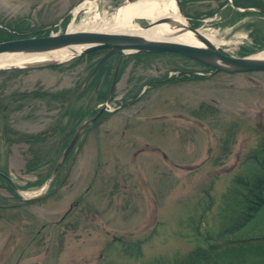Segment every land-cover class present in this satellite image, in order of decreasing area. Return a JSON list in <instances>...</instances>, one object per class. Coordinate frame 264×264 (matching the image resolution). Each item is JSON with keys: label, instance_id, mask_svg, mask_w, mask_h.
<instances>
[{"label": "rangeland", "instance_id": "374dc122", "mask_svg": "<svg viewBox=\"0 0 264 264\" xmlns=\"http://www.w3.org/2000/svg\"><path fill=\"white\" fill-rule=\"evenodd\" d=\"M82 1L0 0V30L50 33ZM125 1L100 0V7L113 12ZM254 2L182 0V8L190 26L217 33L221 51L247 57L264 50V16ZM105 52L0 74L8 105L0 110V172L22 194L0 178V264L184 259L195 248L194 227L215 230L240 164L264 140V72L214 73L171 53L128 55L108 110L82 133L44 195L25 201L44 192L76 131L106 104L120 55L85 86ZM178 70L208 74L190 79ZM25 92L44 96L19 97ZM16 95L12 103L4 97Z\"/></svg>", "mask_w": 264, "mask_h": 264}, {"label": "trees", "instance_id": "16d2710c", "mask_svg": "<svg viewBox=\"0 0 264 264\" xmlns=\"http://www.w3.org/2000/svg\"><path fill=\"white\" fill-rule=\"evenodd\" d=\"M253 6L264 11L263 0H255ZM261 14L264 16L263 13ZM48 33V31H41L33 35L18 34L19 36H16L0 30V41L41 37ZM98 53L94 52L89 56L95 57ZM102 71L103 69L96 79L100 77ZM5 72L7 71H0V74ZM191 77L197 78L195 75ZM101 95L103 97L106 93L103 92ZM42 96L44 95L37 92L19 93V97L26 100H29L28 97L41 99ZM4 97L11 103L19 99L18 95ZM53 98L62 99L59 95H53ZM7 108L8 105L0 100V110L5 113ZM31 137L38 138V135ZM240 166V172L222 198L216 218L218 225L215 230L212 231L207 227V233H200L199 228L194 227L195 235L191 234L190 237L195 238V248L184 259L172 264H264V140L247 155ZM202 221L204 225H208L206 217ZM191 225L193 226V222ZM133 251L137 252V249L129 248L126 252L131 255ZM155 264L167 263L160 259Z\"/></svg>", "mask_w": 264, "mask_h": 264}, {"label": "water", "instance_id": "95a60500", "mask_svg": "<svg viewBox=\"0 0 264 264\" xmlns=\"http://www.w3.org/2000/svg\"><path fill=\"white\" fill-rule=\"evenodd\" d=\"M129 2H134L136 0H128ZM177 5L180 12L183 13L182 0H177ZM239 11H243L238 9ZM74 16L73 11L69 12L62 20L57 22L52 26V30L48 36L42 37H28L14 39L10 41L0 42V55L2 54H16V53H26V54H36L49 51H55L58 49L69 48L74 49L75 47H83V50L72 59L86 56L97 51H107L102 58L98 61L91 74L89 75L86 85L94 79L103 66L115 55L120 54V59L115 71L114 80L111 86V90L107 101H110L113 92L115 90L120 68L124 58L128 55L139 54V53H150V54H160V53H177L182 56L191 58L198 61L212 69L214 73L225 72L230 74H240V73H258L264 72V59H255L253 55L247 57H234L224 54L219 48L211 44L204 36L199 35V39L204 43V47L190 46L176 42H166V41H146L144 38L139 36H132L127 34H109L101 32H70L69 29L64 33H55V27L60 24L65 23L68 19ZM147 22V23H144ZM162 23H168L174 25V23L168 18H161L158 20H140L138 24L145 29L153 28L154 26L160 25ZM175 26V25H174ZM190 29L198 33V29L190 26ZM57 63H42L37 66L52 65ZM33 66V65H31ZM31 66H26L22 68H28ZM7 69V68H6ZM11 69V68H8ZM0 70H5L4 68ZM106 110L103 108L97 116L93 119L86 121L82 126L79 127L75 136L73 137L71 143L66 148L63 153L60 162L58 163L49 184L46 186L45 191L50 187L54 177L58 173L60 167L65 162L71 151L76 146L78 140L80 139L84 130L94 123L97 118ZM0 177L6 179L13 188L22 196L18 187L6 174L0 172ZM42 195L26 199L25 201H35L40 199Z\"/></svg>", "mask_w": 264, "mask_h": 264}, {"label": "bare ground", "instance_id": "6f19581e", "mask_svg": "<svg viewBox=\"0 0 264 264\" xmlns=\"http://www.w3.org/2000/svg\"><path fill=\"white\" fill-rule=\"evenodd\" d=\"M83 12L92 14L91 17L80 23L73 21L69 26L70 32H101L109 34H127L139 36L146 41L176 42L190 46L204 47L199 35L204 36L211 44L220 48L223 42L215 32H206L202 29L198 33L190 29L186 17L180 12L177 0H126L113 12L101 10L100 0H83L73 10L74 17ZM170 19L174 25L162 23L153 28L145 29L138 22L140 20ZM83 50V47L74 49L63 48L55 51L26 54L0 55V69L22 68L40 63H61L72 59ZM255 59H264V50L253 55Z\"/></svg>", "mask_w": 264, "mask_h": 264}, {"label": "flooded vegetation", "instance_id": "af4514ba", "mask_svg": "<svg viewBox=\"0 0 264 264\" xmlns=\"http://www.w3.org/2000/svg\"><path fill=\"white\" fill-rule=\"evenodd\" d=\"M211 70H213V69H210V71ZM176 72H179L178 74V76L180 77H188V78H190V79H192V77L191 76H193V75H195V76H197V78H203V77H205V73H207V72H195V71H192V72H184V71H181V70H178V71H176ZM188 73V74H187ZM208 74V73H207ZM175 76L173 75H171V76H169L167 79H165V80H161V81H156V82H152L153 84L152 85H155V84H157V83H162V82H168V81H170L171 79H173ZM151 85V86H152ZM151 86H149V87H151ZM113 96V95H112ZM141 96H139L137 99H135V100H133V101H131V102H128V103H126V104H121L120 105V108L119 109H121V108H124L126 105H129L130 103L132 104V103H134V102H137V100L140 98Z\"/></svg>", "mask_w": 264, "mask_h": 264}]
</instances>
